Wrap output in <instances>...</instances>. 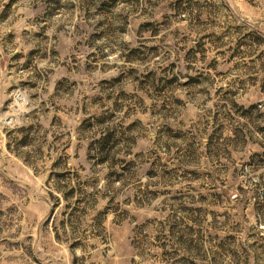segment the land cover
I'll list each match as a JSON object with an SVG mask.
<instances>
[{
    "label": "rangeland",
    "instance_id": "1",
    "mask_svg": "<svg viewBox=\"0 0 264 264\" xmlns=\"http://www.w3.org/2000/svg\"><path fill=\"white\" fill-rule=\"evenodd\" d=\"M0 264H264V0H0Z\"/></svg>",
    "mask_w": 264,
    "mask_h": 264
}]
</instances>
